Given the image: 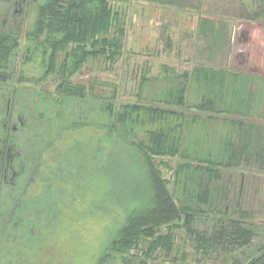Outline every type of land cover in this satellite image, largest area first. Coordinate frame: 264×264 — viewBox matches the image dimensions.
<instances>
[{"label": "rangeland", "instance_id": "rangeland-1", "mask_svg": "<svg viewBox=\"0 0 264 264\" xmlns=\"http://www.w3.org/2000/svg\"><path fill=\"white\" fill-rule=\"evenodd\" d=\"M39 2L40 0L36 2L25 0L23 4L18 5L14 0H0V27L22 31L23 24L26 25L30 19V8L37 10ZM118 7L124 16L126 29L124 55L111 71L105 70L102 64L89 62L82 74L72 79L74 84L86 86L96 81L94 89L96 98L89 96L92 97L90 100L94 104L102 103V96L116 108L125 104L143 106L153 104V99L162 97L164 100L167 90L177 86L176 81L171 79L173 74L180 76L186 70L190 72L204 66L226 68L232 74L247 77V82L253 78L250 83L248 82L249 85H246L253 91L251 100L249 97L242 100V107L239 104L238 109L240 113L236 111L217 113L198 109L196 106L200 105L203 99L220 93V90L215 89L210 94L207 87L199 81L190 84L186 107L172 108L159 101H156L154 106L160 108L162 112L172 108L182 114L175 115L169 120L157 121L155 125L173 131L172 135L176 138L174 145L178 144L188 158L179 156L173 158V162L192 164L190 180L199 181L200 174L194 170L200 169V166L213 162L219 166V177L216 182H212V205L199 206L193 199V203L189 201L192 203L191 206L197 210H206L209 214H215L214 210L221 211L219 216L222 212L228 211L231 217L236 218H239L238 211L244 212L245 224L256 229L257 235L246 253L243 254L241 248H235L236 251H232L235 253L231 256L241 259L254 254L264 244V22L250 20L248 16H251L252 10L242 0H125L119 3ZM205 24L207 29L204 33H199L197 26ZM23 45L24 40L21 39L22 49L13 63L15 78H19L20 72L24 70L26 77L34 76L36 71L34 67L36 65H26V45L24 47ZM211 46L212 54L207 51ZM144 72L150 80L145 90L143 88V92L138 95L142 91L138 89ZM44 84L46 85L44 92L56 96L57 79L52 76ZM16 86L29 90L17 93V98L21 96L19 100L23 104L25 102L28 104L32 100L35 86L18 83ZM115 88H118L116 94ZM2 92L0 90V95ZM113 94L117 96L116 99H111ZM35 98L34 96L32 103L39 105L33 106V109L38 113V109H41L44 118L49 116L51 119V116L56 117L54 114L57 111H65L66 116H70L72 121L80 119L75 116L82 114L80 109H74V104L70 105L71 102L63 108L60 106L63 101L61 99L51 98L45 100L46 104ZM85 108L82 104L81 111L89 118L82 114L80 122L85 125L62 132L43 157L42 164L45 170L50 165L52 170L56 171L59 163H64L66 159L73 168L78 169L76 167L78 161L82 165L85 158L79 151L83 153L82 149L89 145L98 150V156L96 162L88 160L83 163V167L92 169L97 163L98 172L94 175L92 171L85 177H82V172H75L73 179L70 181L64 179L63 182L52 178L50 183L59 190L60 204L54 221H50L46 233L40 235L48 236L41 240L42 243H36L31 251H24L27 252L26 256L3 257L0 264H95L105 249L115 225L113 223L121 219L115 217V213H121V210L127 207L125 204L132 201L131 192L143 183V178L137 172V162L132 151L121 148L118 143V146L111 145L107 141L109 138L107 133L110 134V131L103 129L105 124L100 122L106 113L102 112L104 113L102 115L98 113L100 108L98 112ZM5 109V101L1 98L0 112H4ZM71 111L73 112L69 113ZM32 113L29 112V116L32 117ZM116 117L114 111L111 121L109 120L113 122L114 127L118 124ZM151 125L152 123L142 116L141 120H133L128 125L119 126L131 136L137 135V140L147 143V131L151 129ZM113 135L112 132L111 137ZM71 149L75 153L74 156L71 155ZM248 150L251 152L250 155L247 154ZM134 164L133 177L131 167ZM167 176L169 177L168 174ZM183 180L182 177L181 183ZM50 183L38 180L30 191L41 197L49 190ZM173 184L171 181L170 186ZM195 228L197 230L202 228L205 232L211 230L208 222L203 221L200 225H195ZM175 233L176 243L183 245V251L189 255L192 262L196 260L200 262L199 264H226L228 257L225 256V252L216 250L209 256L202 257V254L197 256L185 232ZM142 251H136L134 254L140 256ZM171 263L173 262L169 259H155L150 262ZM106 264L122 262L110 260Z\"/></svg>", "mask_w": 264, "mask_h": 264}, {"label": "trees", "instance_id": "trees-1", "mask_svg": "<svg viewBox=\"0 0 264 264\" xmlns=\"http://www.w3.org/2000/svg\"><path fill=\"white\" fill-rule=\"evenodd\" d=\"M24 1L14 0V3L23 4ZM33 1L36 2L37 0ZM124 1L40 0L37 4V10L29 7L31 21L29 19L26 25L23 24L22 31L8 30L1 25L0 77H12V80H7V82H4L3 88H0L3 91L0 99L7 98L4 100L7 105L12 98L13 90L16 93L29 91L17 87V83L33 84L35 86L31 96L32 100L27 101L28 109H32L33 113L32 117L27 116L28 122L23 135L25 141L22 143V149L30 158L33 159L34 157L37 163L41 162L40 158L45 157L62 132L85 125L82 121L80 122V119L83 118L82 114L86 115L81 111L82 104H84L85 109L98 112V108H100L98 113H101V115L106 113L103 117L100 114L99 116L102 117L100 122L105 124L102 128L110 131V134L107 133V137H109L107 141L111 145H117L118 143L121 148L132 151V155L137 162V172L144 181L140 187L138 186L131 192L132 201L125 204L127 207H124L121 213L114 214L115 217L121 219H117V222L113 223L115 225L108 237L105 249L95 264H106L110 260H120L122 264H150L155 259H169L173 262L171 264H199L200 262H196V260L192 262L189 255L185 254L183 245L176 243L177 234L175 232L177 231L185 232L194 247V254L197 256L199 254H202V257L209 256L210 253L221 250L228 257L226 264H264V244L248 257L237 259L231 256L235 253L232 252L235 248H241L242 253H246L257 235L256 229H252V227L250 228L249 225L245 224L243 219L246 214L244 212L238 211L239 218H236L231 217L228 211L226 213L222 212L219 216L221 211L214 210L215 214H209L206 210H197L191 206L193 199L199 203V206L212 205V182H216L219 177V166L213 161V164L200 166V169L194 170V172L200 174L199 181L190 180V170L193 171L192 164H189L190 162L181 164L173 162V158L179 156L188 159L180 150V146L178 144L174 145L176 138L172 135L173 131L155 125L157 121L161 122L169 120L175 115H182L172 108L186 107L188 89L193 81H199L207 87L210 94L215 89L220 90V93L203 99L200 105L196 106L198 109L217 113L221 111L240 113L238 109L240 106L242 107V100H247L248 97L251 100L253 91L249 86L247 88L246 85H249L253 78L248 79V83L247 77L241 76L242 74H232L228 69L217 68L210 62L213 66L198 67L190 72L186 70L183 74L179 73L180 76L173 74L171 79L176 81L177 86L167 90L164 100L162 97H158L153 99V104L145 106L125 104L117 106V108L103 96L100 104H94L90 100L92 97L96 98L94 94L96 81H92L87 86L72 82L74 77L82 74L89 62L102 64L105 66V70L111 71L124 55L126 29L124 16H122L118 7V4ZM242 1L246 2L252 10L251 16H248L250 20L264 22V0ZM19 26L22 27V24L19 23ZM203 26H197L199 33H204L207 29L206 24ZM215 38H217V35H215ZM21 39L24 40L23 47L26 45V65H36L34 66L36 71L34 76L26 77L24 70L20 72L19 78H15L13 63L17 60L18 53L22 49ZM207 51L212 54V46ZM145 73L139 83L138 90L142 91L138 95L143 92V88L145 90L150 80ZM52 76L57 79L58 84L55 90L56 96L54 97L44 92L46 86L44 83ZM7 84L8 89L6 88ZM117 89L115 88V94ZM115 94L111 96V99H116ZM34 96L42 103H46L45 100L51 98L61 99L63 101L60 106L63 108L71 102L70 105L74 104V109L79 108L82 113L78 115L74 112L75 116L80 118L79 121H72L70 116H68L69 118L66 116L65 111H57L54 114L56 117L51 116V119L49 116L44 118L45 115L41 109H38L39 113L33 109V106L39 105L32 103ZM19 98L16 96V102H14L20 103L19 105L24 107ZM156 101L172 106V108L162 112L160 108L154 106ZM218 107L223 109L219 110ZM21 108L19 106L18 110ZM114 111L117 114L116 121L118 122L115 127L113 122H110ZM19 114H22V111ZM3 115H5V112ZM142 116H145L148 122L152 123L151 129L147 131V143L143 140H137V135L131 136L129 132L120 127L130 124L133 120H141ZM112 132L114 135L111 137ZM2 133L4 134V131ZM177 141L179 142V140ZM82 150L83 153L81 151L79 153L85 157L83 163L88 160L96 162L98 150L89 145H86ZM249 151L247 152L248 155L251 153ZM70 152L71 155L75 154L72 149ZM248 157L251 158L252 156ZM23 159L21 158L20 161L23 162ZM32 159H29V161L32 162ZM83 163L81 165L78 161L76 165L78 169H75L70 165V161L65 159L64 163H59L56 171L52 170V166L49 165L45 171L41 170V175L46 176L48 174L46 183L49 184L52 178L61 180V182L64 179L70 181V179H73L74 173H79V171L82 172V177L89 176L92 171L94 175L98 172L97 163L96 166L93 165L92 169L84 168ZM134 166L135 164L131 167L133 177L132 169ZM182 177L184 180L181 183ZM171 181L174 183L173 186H170ZM192 181L193 183H191ZM52 185L54 184L50 183L48 185L49 190L46 191L44 196L34 201L35 208L32 213L26 210H22L20 213L23 216L21 219H23L25 225L34 229L37 236L46 232H44L45 226L48 223L50 224V221H54L53 219L58 212L60 204L58 200L60 197H58L59 190ZM189 201L192 203L190 204ZM7 215L9 218H6V221L12 217L9 213ZM202 221L208 222V226L211 227V230H208L209 232H205L202 228L199 230L195 228V225H200ZM141 250L143 251L140 256L134 254V252H140ZM176 251L177 254H175Z\"/></svg>", "mask_w": 264, "mask_h": 264}, {"label": "flooded vegetation", "instance_id": "flooded-vegetation-1", "mask_svg": "<svg viewBox=\"0 0 264 264\" xmlns=\"http://www.w3.org/2000/svg\"><path fill=\"white\" fill-rule=\"evenodd\" d=\"M17 4L20 5V3ZM7 80H12V77H0L2 88ZM7 86L8 84L6 85L8 89ZM2 95L3 93L0 97ZM11 96L12 98L6 105V112L4 111L5 115H3L4 112H0V261L7 256H26L36 243H42L41 240L48 236L45 235L42 238L39 235L36 237L34 229L27 227L21 219L23 218L20 214L21 211L26 210L32 213L35 208L34 201L39 199V196L31 193L30 189L38 180L47 182L48 174L41 175V170H45L42 164L43 158H40L41 162L37 163L34 157L30 158L22 149V143L25 141L23 135L28 117H30L29 112L31 113L32 109H28L27 103L24 104V107L15 102L13 104V100L15 101L17 96L14 90ZM19 106L22 107L20 110H18ZM21 111L22 114H19ZM21 158H24L23 162L20 161ZM29 159H32V162ZM39 176L40 178H38ZM45 193L46 191L41 197ZM7 213L12 217L6 221L5 219L9 218ZM49 225L45 226L44 232L48 230ZM26 250L27 252L24 253Z\"/></svg>", "mask_w": 264, "mask_h": 264}]
</instances>
